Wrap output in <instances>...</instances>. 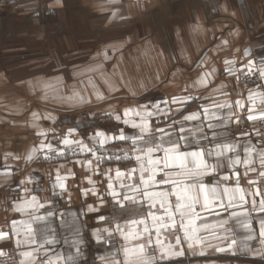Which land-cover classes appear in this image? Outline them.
Listing matches in <instances>:
<instances>
[{"label":"crops","instance_id":"obj_1","mask_svg":"<svg viewBox=\"0 0 264 264\" xmlns=\"http://www.w3.org/2000/svg\"><path fill=\"white\" fill-rule=\"evenodd\" d=\"M225 61L231 64L226 65ZM249 61H253L251 73H248ZM225 68H231V74ZM262 70L264 0H60L59 3L45 0L1 10L0 172L10 169L11 175H0V231L8 233V237L0 240V251L15 253L18 264H42L46 260L65 264L69 256L76 264H107L125 243L120 233L114 232L116 224L127 230V219H139L147 211L122 217L113 211V200L108 194L109 177L113 178L116 190L121 191L115 181L116 169L128 172L138 168L135 159H115L125 151L131 155V142L106 144L103 149L109 152L106 156L97 151L98 155L112 156V162L96 161L89 152L54 160L38 153L27 160L30 149L44 140L59 150L63 145H57V137L68 134L69 129H75L71 136H80L77 140L89 146V136L97 131L118 136L123 130L130 136L136 130L125 125L122 119L114 118L116 115L123 118L125 108L151 106L174 96H191L193 99L183 106L170 104L165 109L166 118L153 117L152 130L172 125L178 131L181 125L174 121H183L190 113H200V120L183 122V126L204 127L210 136L203 108L225 117L231 111L232 122L219 130L230 136L233 143L264 151V142L256 134L260 120L247 119L249 92L264 93ZM206 72L211 73L208 85L193 87ZM96 91L102 92L105 98L98 100ZM74 93H79L82 99H69ZM237 100L244 104L243 109L235 107ZM224 103H231L233 108L212 107ZM263 106L264 103L257 102L253 114L263 112ZM33 113L40 119L34 120ZM92 119H96V127L85 124ZM100 119H107L105 128ZM237 119L239 123L235 122ZM39 131H44L46 137L37 135ZM238 151L243 158V147ZM88 160H92L90 168L76 163ZM253 166L257 171L247 177L243 164L236 169L240 184L254 190L248 180H257V186L264 193V178L258 175L264 169L260 168L258 155ZM57 170L61 177H66L62 181L66 188L57 187L53 194ZM222 176L231 178L222 180ZM29 177L32 182H27ZM163 179L162 173L157 176V180ZM133 180L139 182L138 172ZM133 180L125 179L124 183L132 184ZM204 182L234 186L235 177L225 168L219 174L205 177ZM92 188L96 195L91 191L85 194L84 190ZM154 190L170 191L171 186ZM32 196L44 207L27 206ZM246 199L244 207L202 212L203 219L197 222L215 226L228 220L233 231L215 227L201 229L198 235L203 243L193 244L192 248L184 241L181 231L164 233L165 243L174 245L176 251L182 249L183 255L158 259L156 264H264V243L259 237V221L264 220V213L258 210L261 197L247 196ZM253 199L257 201L256 210L252 207ZM172 201L175 203L174 197ZM16 205L24 210L14 211ZM89 206L95 211L89 212ZM245 209L254 230L243 229L235 224L234 218H229L230 212L242 213ZM37 215L46 216V221H35ZM101 216L105 219L100 220ZM13 221H17L15 231ZM72 221L79 230L78 236L73 234ZM38 223L47 225L51 230L48 238H54V243L40 247L42 240L37 244L29 242V226L36 229ZM148 223L151 226V221ZM105 228L114 234L108 236L103 231ZM97 230L105 237L100 242L93 235ZM249 235L253 237L250 240ZM176 236L181 238L179 245L175 242ZM232 240L237 241L233 248L216 251L217 247L227 249ZM26 251H32L33 257H24L22 254Z\"/></svg>","mask_w":264,"mask_h":264},{"label":"snow or ice","instance_id":"obj_2","mask_svg":"<svg viewBox=\"0 0 264 264\" xmlns=\"http://www.w3.org/2000/svg\"><path fill=\"white\" fill-rule=\"evenodd\" d=\"M60 0H57L59 3ZM115 2V0H110ZM116 12H113V16ZM247 54V50H246ZM107 59V56H105ZM225 64H231V61H225ZM253 61H249L248 73L253 71L251 65ZM215 71V70H213ZM231 74V68H225ZM247 78V73L245 74ZM260 75L264 77V70L260 72ZM211 73H202L201 76L194 82L193 87H206L209 83L208 77ZM105 84L112 89V85L107 80ZM92 82L90 81V84ZM95 87V85H92ZM96 98L103 100L104 94L100 91H96ZM69 99H82L79 93H74ZM193 97H172L171 100H164L162 102L153 103L151 106L140 105L137 108H125L123 110V118L120 115H116V120H121L125 125L136 130L132 135H125L121 130L118 136L106 135L102 131H97L90 139L93 141V145L90 147L80 140L71 139V134L75 129H69L68 134L60 141L62 148L56 150L51 143H45L41 141L38 147L30 149L28 155L25 157L27 160H32L38 153H44V158H52L51 153L55 152L57 157L64 156L66 149H73L80 153L89 152L96 161L104 159H112V156L104 157L97 154V149L103 150L104 146L114 141H130L132 144L131 155L125 151L123 156L116 155V160L121 159H135L138 162V168H133L128 172H121L120 169H116L115 181L119 183L121 191H117L113 178L109 177L108 194L113 200V211L118 212L122 217L140 215L139 219L132 218L127 219L126 224L129 226L127 230L122 228L118 223L115 226L114 232L120 233L122 239L125 241L124 246L118 250L116 256L107 262V264H156V261L170 258L172 256L183 255V250L176 251L174 245L171 243H165L163 234L169 231L175 232L177 230L183 233L184 241L187 242L188 247L192 248L193 244L203 243V239L198 235L201 229L207 230L209 227H215L224 230L225 232L233 231L229 226L228 220H223L215 226H209L203 223H197L202 221V212H212L216 208H224L227 211L230 208L244 207L247 204V196H260L259 200V212L264 213V193L261 192L257 186V180H248V185L254 190L245 189L240 184V173L236 169L243 164L245 167L244 176L247 177L250 172H256L255 157L259 156V165L261 169H264V151H259L257 147L251 145H238L231 141L230 136H225L223 131L219 129L226 127L228 123H231V117L233 112L229 111L227 116H219L215 111L204 107L203 117L207 123L209 136L206 134L204 127L186 128L183 126V122H192L200 120V113H190L183 117V121H174V124L181 125L178 129L173 128L172 125H168L166 128H157L152 130L151 120L153 117L163 115L165 118L168 113L165 109L170 104L185 105ZM249 107L247 109L249 121L264 120V112H256L257 102L264 103V93L249 92L248 95ZM163 105V106H162ZM213 109H229L233 108L231 103H224L213 105ZM235 107L243 109L244 104L237 100ZM177 111L180 109L177 108ZM48 117H45L47 119ZM33 119L39 120L40 117L33 113ZM211 121H222V124H216ZM239 123V119L235 121ZM260 135L259 132L256 133ZM37 135L46 137L44 131H39ZM244 136L249 135L244 133ZM146 145V147H137V145ZM243 147V158L238 148ZM191 150H182V149ZM162 153V156L159 155ZM76 163H83L89 168L92 165V160L88 161H76ZM225 168L231 171V176L235 177V185L229 186L227 184L221 186L219 182L215 184H208L204 182V178L219 174L220 171ZM98 169V165H97ZM111 171V170H109ZM139 173V182H135L133 177L136 173ZM164 175L163 180H157L159 174ZM0 175L9 176L11 170L6 169L0 172ZM260 178H264V170L258 173ZM230 176H222V180H229ZM66 177H61L57 170L56 181L53 184V194L58 187L61 190H65L66 185L62 182ZM133 180L132 184L124 183V180ZM89 183H93L91 178H88ZM27 182H32L31 177ZM25 183V181H21ZM171 186V190L157 191L154 189L165 188ZM127 189V191H123ZM91 191L93 195H96L95 188L84 190L85 194ZM172 197L175 198V203L172 201ZM239 202V203H238ZM27 206L44 207L42 204H38L37 197L32 196L28 201ZM253 210L257 208V201H252ZM24 208L21 205L14 206V211H23ZM89 212L95 211L92 206L88 208ZM48 216H52L53 213H48ZM229 218L235 221V224L246 230H254L253 222L245 212L237 213L235 211L229 213ZM47 217L44 215H37L34 220L37 222L46 221ZM100 220H104L105 217H99ZM151 221V226H149ZM17 221H13V231ZM135 226V227H132ZM142 226V227H141ZM73 234L78 236L79 230L75 226V221L71 222ZM29 235L31 244H37L38 240H42L40 247H44L45 244L54 243V238L49 239L51 230L46 224H37L36 229L29 226ZM108 236L114 234L113 231L105 228L103 230ZM97 242L105 239L99 230L93 233ZM8 237V233L0 231V240ZM259 237L261 242L264 243V220L259 221ZM249 235L247 239H252ZM175 242L177 245L181 243L180 236H176ZM237 244L236 240H232L228 245V248L217 247L216 251L223 252L233 248ZM251 250V249H249ZM35 251V250H34ZM79 247L76 248L77 254H79ZM159 253V255H157ZM202 254V253H201ZM0 255H4L0 251ZM24 257L32 258L33 252L26 251L22 254ZM122 256L121 260L119 257ZM76 264L75 259L69 256L65 264ZM42 264H54L52 260L43 261Z\"/></svg>","mask_w":264,"mask_h":264},{"label":"built area","instance_id":"obj_3","mask_svg":"<svg viewBox=\"0 0 264 264\" xmlns=\"http://www.w3.org/2000/svg\"><path fill=\"white\" fill-rule=\"evenodd\" d=\"M45 0H0V11L6 8H18L24 4L28 3H41ZM264 112V106H263ZM260 135H257V138L264 142V120H260L258 125V131ZM0 264H18L17 257L13 253H8L0 255Z\"/></svg>","mask_w":264,"mask_h":264},{"label":"rangeland","instance_id":"obj_4","mask_svg":"<svg viewBox=\"0 0 264 264\" xmlns=\"http://www.w3.org/2000/svg\"><path fill=\"white\" fill-rule=\"evenodd\" d=\"M6 9H9V10H13L12 8H6ZM102 124L104 123V127L103 128H105L106 126H107V119H100L99 120ZM87 123V126H90V127H96L97 125H98V123H96V119H92V120H88V122H85V124ZM259 125V124H258ZM90 132H92V130H90ZM64 136L65 135H58V137H57V145L58 146H60L61 147V143H60V141L64 138ZM90 137H92L91 135L89 136V139H90ZM70 138H74L75 140H77V139H79L80 138V136H78V135H73V136H71ZM93 145V141L90 139V147ZM63 147V146H62ZM61 147V148H62ZM97 151L98 152H100L102 155L103 154H105V156L109 153V152H104V150H100V149H97ZM65 152H66V154L64 155V156H70V155H81L82 153H80V152H78V151H75V150H73V149H66L65 150ZM110 155V154H109ZM51 156H52V158H49V159H51V160H54V159H59V158H62V157H64V156H60V157H57L56 155H55V153L53 152V153H51ZM113 159L114 158H112V159H104V161L105 162H112L113 161ZM13 254H15V253H13Z\"/></svg>","mask_w":264,"mask_h":264},{"label":"bare ground","instance_id":"obj_5","mask_svg":"<svg viewBox=\"0 0 264 264\" xmlns=\"http://www.w3.org/2000/svg\"><path fill=\"white\" fill-rule=\"evenodd\" d=\"M44 2V1H43ZM42 3V2H41Z\"/></svg>","mask_w":264,"mask_h":264}]
</instances>
